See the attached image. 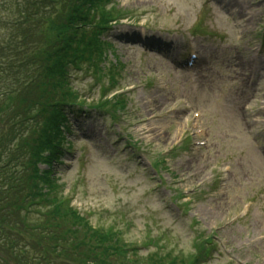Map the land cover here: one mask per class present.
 <instances>
[{"label":"rangeland","instance_id":"1","mask_svg":"<svg viewBox=\"0 0 264 264\" xmlns=\"http://www.w3.org/2000/svg\"><path fill=\"white\" fill-rule=\"evenodd\" d=\"M109 4L125 16L97 70L69 73L104 114L66 112L58 193L138 255H205L210 237L205 264H264V0ZM62 5L38 34L56 35Z\"/></svg>","mask_w":264,"mask_h":264},{"label":"trees","instance_id":"2","mask_svg":"<svg viewBox=\"0 0 264 264\" xmlns=\"http://www.w3.org/2000/svg\"><path fill=\"white\" fill-rule=\"evenodd\" d=\"M59 3L65 20L50 24L56 35L48 39L38 29ZM108 3L0 0V264H202L196 251L141 256L118 234L96 230L58 193L50 171L68 146L66 112L85 103L70 69L83 62L95 72L100 35L125 16ZM116 101L102 106L115 110Z\"/></svg>","mask_w":264,"mask_h":264},{"label":"bare ground","instance_id":"3","mask_svg":"<svg viewBox=\"0 0 264 264\" xmlns=\"http://www.w3.org/2000/svg\"><path fill=\"white\" fill-rule=\"evenodd\" d=\"M246 65H247V60H246ZM239 79H240V76H239Z\"/></svg>","mask_w":264,"mask_h":264}]
</instances>
